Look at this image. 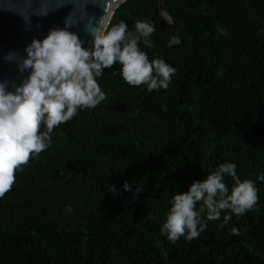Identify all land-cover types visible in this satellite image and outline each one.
Returning a JSON list of instances; mask_svg holds the SVG:
<instances>
[{"label":"trees","instance_id":"1","mask_svg":"<svg viewBox=\"0 0 264 264\" xmlns=\"http://www.w3.org/2000/svg\"><path fill=\"white\" fill-rule=\"evenodd\" d=\"M162 2L175 21L164 30L157 0H127L111 22L152 20L145 50L177 68L169 87L129 86L119 65L97 78L107 100L54 129L0 199V264H264V183L260 211L233 216L239 236L220 221L191 242L160 234L171 192L216 164L234 160L241 178L264 170V0ZM172 33L182 43L169 49ZM118 100L126 112L103 106Z\"/></svg>","mask_w":264,"mask_h":264},{"label":"clouds","instance_id":"2","mask_svg":"<svg viewBox=\"0 0 264 264\" xmlns=\"http://www.w3.org/2000/svg\"><path fill=\"white\" fill-rule=\"evenodd\" d=\"M99 4L101 0H0V10L19 16L25 32L41 33L32 36L22 51L0 54V60L14 65L17 73L13 79L0 78V199L16 183L17 173L53 145L54 129L107 100L97 79L106 69L119 65L113 75L149 93L166 90L177 73L164 58L150 59L145 50L154 46L156 27L150 18H135L131 27L123 19L114 23L103 16L97 19L88 6ZM64 8L69 11L60 23L45 29L42 21ZM164 19L174 23L170 14ZM217 31L228 37L226 28ZM181 43L180 35L172 33L165 46L171 49ZM237 168L234 160L225 159L202 179L193 180L186 191L171 192L160 234L172 244L181 238L191 242L206 231L209 221H220L219 227L239 236L240 229L230 226L231 221L233 216L240 219L260 211L258 182L264 183V170L255 178H241ZM122 187L132 191L128 181ZM140 191L137 183L134 196ZM110 193L119 195L114 185ZM63 211L71 214L72 205H64Z\"/></svg>","mask_w":264,"mask_h":264},{"label":"water","instance_id":"3","mask_svg":"<svg viewBox=\"0 0 264 264\" xmlns=\"http://www.w3.org/2000/svg\"><path fill=\"white\" fill-rule=\"evenodd\" d=\"M125 2H127V0H123V2L122 0H101V4L99 5H89L88 12L90 15L95 16L97 19L103 16L105 20H108L109 18L112 20L117 9ZM68 11L69 8H64L61 11L52 14L46 19H44L42 21L44 28L46 29L49 26L60 23L62 17L65 16ZM156 12L163 18L161 24L163 30L169 27L170 25L174 24H169L165 21L164 14L170 13L166 8H164L162 0H157ZM33 20L35 22L36 18L34 17ZM40 34L41 33L36 31L35 29L30 32H25L22 28V21L19 16L11 12L0 10V54H2L8 49L22 51L24 45L31 39L32 36H39ZM81 37L86 41L89 39L83 34V32H81ZM16 76L17 73L15 66L12 64H7L3 62V60H0V78L13 79ZM103 106L108 109L117 110L121 112H126L128 109V106L119 100L113 105Z\"/></svg>","mask_w":264,"mask_h":264}]
</instances>
